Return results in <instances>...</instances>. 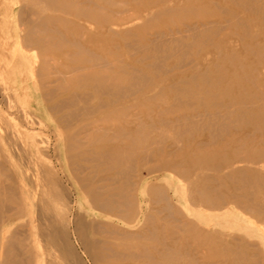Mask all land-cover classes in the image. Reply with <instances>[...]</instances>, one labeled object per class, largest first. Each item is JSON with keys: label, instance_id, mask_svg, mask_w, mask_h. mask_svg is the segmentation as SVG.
<instances>
[{"label": "rangeland", "instance_id": "rangeland-1", "mask_svg": "<svg viewBox=\"0 0 264 264\" xmlns=\"http://www.w3.org/2000/svg\"><path fill=\"white\" fill-rule=\"evenodd\" d=\"M135 1L140 2V5L138 6L140 12L136 9L137 12L128 10L126 12L115 14L113 11H111L114 5L107 7L108 10L107 8L103 10L107 15H110L114 19L117 17H122L123 15H131L132 13L138 15L137 17H133L132 20L122 22L123 24L119 26H112L114 31L116 29L119 31L112 32L110 37L100 39L99 42L95 44H90L88 48L92 54L101 58L102 60L107 59L114 63L124 60H133V58H139L141 53L131 51L130 54L127 50L128 48L126 47L125 42L131 39L135 41L139 39L141 42L143 41L146 44L148 43L146 46H149L151 40H154L159 45V49L156 52L150 53L154 54L156 56L155 60L159 61V63L162 65L165 64L167 66V64L172 65L175 62L179 63L177 67H174L171 70V73H177L187 71L196 58H202L204 62L206 61L205 63L209 64L215 61L214 63L218 65L217 67L220 68L221 66H224L221 67L222 70L228 69L235 67V65L237 66L235 61H232L234 62V65H232L233 63L230 60L228 61L229 54L232 53L238 57L248 53L246 56L248 58L246 59H248L249 62V58L252 59L249 65L250 67H255H251L253 69H249L248 67L247 69L243 67V70L240 72V74L243 76H239L244 78L247 75L245 78L248 80L252 79L253 82H250L253 84H250V86L241 87L244 89L243 91L246 92H242L241 88H239V90L243 94L249 96L253 91L255 93L258 92L256 93V100L254 102L256 106L262 102L261 99L264 98V59L261 57H264V0H255L256 2L252 0V2H255V4L251 2V7L258 6L260 8L261 6L260 10L257 8V12L256 8L254 7L253 8L255 10L252 8L254 11H250L251 7H248V4H250L249 0H245V2L243 0H235L234 2L233 0H215V3L218 2L217 5L219 8H217V6L212 3L214 0H212V2L209 0H166L164 2L161 0ZM239 1L242 4H239ZM242 1L246 4L248 3L247 5L245 4L247 9H243V11L240 10L239 12L241 15L239 12L235 13L232 11L234 12L235 18L234 16H229V11L227 8L230 10V8L233 6H244ZM154 2L155 5L152 6L150 3ZM259 2H261L260 5L258 4ZM237 3L238 5H236ZM31 4L32 3H30V0H0V188H4L5 190H3L6 192V195H0V219L9 218V220L5 222V225L0 228V234L2 235V240H0L6 244L7 239H9L11 236H14L16 239L25 242V246L27 249H29L31 254L30 256L32 264H35L33 262L35 261L34 256H41L39 259L40 261L37 264H53V262L54 264H148L142 257L119 258L117 256H110L111 254L107 248H103L104 245H102V243L95 242V244L93 242L92 252L90 244L93 238L97 240L103 237L110 239V241L107 242V246L110 248H116V245H120L119 242L122 241L128 243L131 250H135L134 248L137 247L136 243L138 244V242L140 244H144L145 246L152 244L153 237L151 238V236H153V232H158L160 229L158 230L157 228V230H154L155 228L150 227L154 224L155 226L159 224L165 226V224H168V222L171 221L164 216V211H157V208L163 204L161 201H155L153 200L154 198L152 199V197L147 198L150 188H152L150 185L162 184L165 188L166 194H168V199L172 201V204L177 208L179 213H182V215L189 218V223L193 222L198 226V229L202 231H217V236L211 240L209 238L208 243L215 242L220 244L222 241L233 242V248L240 252H243L241 249L245 247L244 243H247L246 246L248 247L246 248V251L248 250L247 253H249L248 257L250 259L243 260V262L241 261L238 264H264V249H262V241L264 240V220H259L248 214H243L242 212H234V210H227L224 212L223 208L225 206L221 209L212 210L208 208H202L197 202L194 203L192 200H189V202L187 199L177 198L180 197V193L184 191L185 188H187V183L183 181H177L176 179H173L172 176L170 177L168 169H164L163 171L157 173L150 172L149 168L155 167L159 164L156 162V160L151 159L153 158L154 153L149 157V160H143L142 157L137 156L135 160L132 161L134 162L132 163L134 165H132L134 169L130 172L128 179L135 182L136 184L133 185V188L130 187L128 190L124 189L122 195L116 196L114 192H112L113 195H108L107 198H105V200L107 199L106 204L108 205V208L106 204L104 207L100 206V203H97L100 206L99 207L97 204H94L93 206V204L89 202L88 197L92 189H96L95 191L101 192L102 189L97 187L103 184L106 186V188L112 189L114 187L111 184L108 187V185H106L107 181L105 180H98L95 176V172L91 171L92 167H90L89 162L81 159L79 156H76V152L80 148L78 145L77 148L76 146L72 147V150L71 146L75 145V143H72L73 145L68 146L71 144L70 142H72V139L67 136V133L72 131L75 126L77 127L80 122L79 120L74 119L69 121L70 124H68L65 119L63 120V118H65L63 111L57 110V105L60 104L61 100V103L65 102L64 104L68 102L67 96L70 94H75L74 96L78 102L77 105L80 107L93 103V98L90 97L89 93L90 90L87 88L86 90H83L82 88L77 87L78 80L74 79L76 75L88 72L89 70L84 69L78 73L64 72L62 73L63 75L60 73V77V74L54 73L57 72V69L67 66L68 63L65 61H62L61 63V60L58 59L54 60L51 58L52 55L49 53H39L37 50L29 51V49L26 50L24 48L23 43L20 42V40L23 38V27L25 23H27L29 21L28 19L31 17L39 18L41 16L39 15L34 17L36 13L32 15L31 12L33 10H37L38 14H51L49 10L44 8L41 9L40 7L38 9L37 4ZM223 5L227 6L226 11H224L225 6L221 8ZM166 9H174V11L161 16L162 11ZM259 12L262 14V18ZM208 13H216L220 15L221 19L216 21L217 23L220 22V25L217 23V25H214V22L212 24L211 21L205 24V27H209L208 29H204V26H202L207 33L210 29L213 30L216 28V26H218L215 32L211 30L210 33L205 36V38L203 37L202 39V37H200L203 43L199 42L201 40L196 39L199 36L195 37V40H193V38H191V40V36H189V33L186 31V22L190 18H194L195 16H203ZM113 14H115V16ZM238 14L240 15V18ZM255 17L257 20L253 19ZM239 19L240 21L241 19L243 20L240 22ZM236 21H239L240 24L243 22L242 25L243 27L244 25L246 26L244 28L246 31L245 34L247 35L242 33L245 31L242 30V25H238L239 23ZM68 22L69 24H82L86 31H90L92 33H96L98 30V28L92 23L84 22L76 18L72 19L69 17ZM244 22L247 23L245 24ZM193 25L196 26L194 23L191 24V26ZM239 29H241V32ZM125 30H129L132 33L126 35L124 33ZM237 33H239V36L241 35V37H239ZM218 35L220 36L218 37ZM247 36H252V40L251 37L249 38ZM85 37L86 35H84L81 39L85 40ZM207 37L210 38V40L212 39L211 42ZM255 39H257V43L255 42ZM261 39L263 42H260ZM217 40H219V42ZM207 41L210 42V44L213 41H217L220 47L212 48V46L207 43ZM252 44L253 47H251ZM244 47L246 49H244ZM256 47L257 49H253ZM235 49L237 50L235 51ZM234 51L236 53H234ZM251 52H253V54H251ZM257 52L261 55L257 54ZM217 54L218 56H216ZM256 54L259 57H257ZM220 55L221 57H219ZM44 56L48 57L46 58L47 60L43 58ZM124 56H127L128 58H123ZM49 57L51 61H48ZM224 57L226 61H224V59L222 60ZM255 57L256 59L258 58L257 60L260 62L255 60ZM149 60L150 58L146 61ZM42 61H46L45 64ZM253 61L257 62L253 63ZM42 63L44 65H42ZM46 65H48L47 68ZM49 67L52 68L50 69ZM256 67H259L260 69H256ZM44 68L46 69L45 71ZM250 70H252L251 72L253 75H250L252 74L250 73L249 76L251 77L249 79L248 73ZM243 73L246 75L244 76ZM255 74L258 75L254 76ZM160 75L161 78H165V76L162 74ZM254 80H257V82ZM41 81H43V86L40 85ZM232 82V79L229 80V85ZM258 83H262V86L258 85ZM82 84L86 83L82 82ZM158 92L161 94V101L155 104L148 103L145 105V107L147 105H152V107H154L153 114L162 116L165 113V116L168 117L169 115L166 113L164 108L166 102L168 104L172 103L173 97L170 96L168 90H162L161 85L154 87L150 92H148V96L155 95L156 93L158 94ZM254 92L252 94H255ZM41 94H45V96L43 97ZM86 96H88V99H85ZM257 97L261 98L259 103ZM47 98H49V100ZM50 104L55 105L51 107ZM255 104L253 105L255 106ZM127 105L128 103L123 107L120 104H114L113 108H115V110L118 112L115 114L118 119L122 121H130L127 125L128 127H137V125L140 126L141 124H147L150 122L149 117L135 114L137 113V109H145L144 107L140 106L139 108H136L133 106L132 108H129ZM245 105L250 106L249 103H245ZM16 109H19L20 111H17ZM166 109H168L167 106ZM22 112L25 114V117L22 116ZM103 114L104 113H97L95 116L91 117L90 120L95 119L93 125L90 127L92 130H95L96 127L101 126L100 119L104 116ZM80 117L81 115L77 114L76 118L79 119ZM263 119L264 115L262 117V121H264ZM84 123L85 122H82L81 124ZM60 125H63L64 128ZM251 137L253 138V136ZM254 138L257 140V142H260L263 137L261 135H257ZM66 145L67 147L65 148ZM163 149L164 150L162 151H164V153L162 154L164 156V160H162V162H165L167 159H175L173 152H170V148L166 146ZM231 149L237 152L241 151L239 148ZM254 167L257 168L258 175L261 173L264 174V162L254 165ZM224 171L225 170L219 171L209 169L205 170L203 173L205 176H210L213 179H217V182L219 181L223 183L219 176ZM140 173L142 174L141 179L138 178ZM92 174H94V176ZM104 174L108 173L104 172ZM36 175L41 176V179H44L42 181L43 187L41 186V188L35 187ZM192 179H195V176H192ZM18 185H22L23 193L21 192V194L19 193L20 187ZM231 187L236 189V191L240 190L236 188V185H232ZM84 189H87V194L85 193ZM144 192L146 195H144ZM25 193L26 195L28 194L27 196L29 198H27L30 199V204H28V200L24 202L22 200V195ZM10 196L11 198L18 199L20 203V214L16 218L11 216L15 209L11 208L12 204L7 201L8 197ZM123 197H126V200H130V203L132 204L130 206L131 208L128 207L122 211H116V204H118L120 200H123ZM112 198L115 200V202L114 200L112 202ZM186 205H188V208ZM43 207L45 209L42 211V214H40V208ZM102 207H104V209ZM196 208L198 209L196 210ZM146 215L148 217L147 220L143 218ZM49 216L51 217L50 219H54V225L49 224ZM149 216L150 218L152 217L153 220L150 219ZM154 216L159 218L158 221ZM179 219H181V216L178 218V221ZM178 221H171L170 225L173 226L177 223H180ZM148 223L151 224L149 225ZM47 225L50 227L52 226L53 229L50 235H47ZM152 229L154 230L153 232ZM120 231H122V233L117 234ZM146 234L150 236H147ZM123 235L127 237L122 238ZM135 235L140 236L137 237ZM33 236H36L38 239V242L36 243L38 248L35 247V249L32 247ZM80 236L85 237V243H82ZM243 239H245L246 242ZM248 241H250V244ZM104 243L106 242L104 241ZM97 244L99 245L98 248ZM2 250L3 248L0 249V264H7L8 261L4 262L5 252ZM97 254L98 256H96ZM195 255L198 258V264L205 263L203 258H200L201 254L195 252ZM205 264H227V262Z\"/></svg>", "mask_w": 264, "mask_h": 264}, {"label": "bare ground", "instance_id": "bare-ground-1", "mask_svg": "<svg viewBox=\"0 0 264 264\" xmlns=\"http://www.w3.org/2000/svg\"><path fill=\"white\" fill-rule=\"evenodd\" d=\"M161 1L164 2L166 0ZM209 1L212 2V0ZM234 1L235 0H233V2ZM240 1L239 4H242L240 3ZM243 1L245 2V0ZM249 1L250 4H247L248 7H251L250 5L252 0ZM255 2L252 3L255 4ZM261 2H259L258 4L260 5ZM30 3L37 4L38 9L40 7L41 9L44 8L46 10H49L51 14L42 15L40 13L38 14L37 10H33L34 12L30 11L32 15L36 13L34 17H37L39 15L41 16L39 18L31 17L30 19H28L29 21L25 23L23 27V38L20 40V42L23 43L24 48L26 50L29 49V51L37 50L39 51V53H49L52 55L51 58H53L54 60L58 59L61 60V63L62 61L68 63L67 66L57 69V72H55L54 74H62L64 72L78 73L84 69L89 70L88 72L76 75L74 79L78 80L77 87L82 88L83 90H86V88L90 90L89 93L90 97L93 98V103L80 107L79 105H77L78 102L74 96L75 94H70L69 96H67L68 102L64 104L65 102L61 103V100L60 104L57 105V110L63 111V114L65 116L63 120L65 119L68 124H70L69 121L74 119L79 120L80 122L77 127L75 126L72 129V131L68 130L69 133H67V136L72 139V142H70L71 144L68 146H71L75 143V145L71 146L72 150V147L76 146L77 148L78 145L80 148L76 152V156H79L81 157V159L89 162L90 167H92L91 171L95 172V176L98 180H105L107 181L106 185H108V187L110 186V184L114 187L112 188V190L111 188H106V186L103 184L99 187L96 186L97 188L102 189L101 192L95 191L96 189H92L88 199L89 202L93 204V206L94 204L100 203V206L105 207L107 200H105V198H107L108 195L112 194V192H114V194L117 196L122 195L124 189L128 190L130 189V187L133 188V185L136 183L128 179L130 172L134 169L132 167V163L134 162L132 161H134L137 156L142 157L143 160H149V157L154 153V156L151 159L156 160V162H158L159 164L155 167L149 168L150 172L157 173L163 171L164 169H168L170 177L172 176V178L176 179L177 181H183L187 183V188H185L184 191L180 193V197L177 198L187 199L188 201L192 200L194 203L197 202L202 208H208L212 210L221 209L225 206L223 208L224 212L227 210H234V212H242L243 214H248L259 220H264V174L261 173V175L259 173L260 175H258V170L256 167H254V165L264 162V121H262V117L264 115V98L261 99L257 97L258 103L261 100L262 102H260L259 105L256 106L254 101L256 100V93L258 92L255 93L253 91L255 94H252V92L250 96L242 93L246 91H243L244 89H242L241 87L250 86L251 82L253 81L252 79L248 80L247 78H245L247 76L245 73L243 74L244 76H246L244 78H241V76H239L242 75L240 74V72L243 70V67H248L249 69L251 67H255H250L249 63L252 59L249 58L250 62L248 61V59H246L248 58L246 57L248 54L247 52L246 55L243 54L238 57H236L237 55L235 56L232 53L229 54L228 61H235L237 66L235 65V67H231L228 69L223 68L224 70H222L221 67L224 66H221L220 68L217 67L218 65L214 63L215 61L209 64L205 63L206 61L204 62L202 58H196L187 71L171 73L172 68L177 67L179 63L175 62L172 65L167 64L166 66L165 64L162 65L161 63H159V61L155 60L156 56L154 54H151L150 52L158 51L159 45L156 41L151 40L149 46H146L148 43L146 44L143 41L141 42L139 39L136 41L131 39L125 42V45L128 48V52H138L141 53V56L139 58H133V60H124L118 63H114L107 59L102 60L101 58L95 56L91 53L88 47L90 44L99 42L100 39L110 37V34L112 32L119 31L118 29L114 31L112 26H119L123 24L122 22L132 20L133 17H137L138 15L132 13L131 15H123L122 17H117L114 19L110 15H107L103 10H105L110 5H114L111 11H113L115 14L126 12L128 10L137 12L136 9L140 12V9H138V6L140 5L139 1L30 0ZM212 3H214L217 8H219L217 5L218 2L215 3L214 0ZM150 4L154 6L155 2ZM245 4L246 3L243 4L244 6H233L232 8H230V10L227 8V10L229 11H227L228 15L234 16L235 18L234 12L236 13L240 10L243 11V9H247ZM236 5H238V3ZM224 6V11H226V5L221 6V8ZM253 7L256 8L257 12V8H259L258 6H252L250 8V11L255 10ZM252 8L254 10H252ZM173 11L174 9L163 10L161 16L172 13ZM115 14L113 15L115 16ZM69 17H71L72 19L76 18L84 22L92 23L98 28V30L96 33H92L90 31H86L83 28L82 24H69ZM219 19H221V16L216 13H208L203 16H195L194 18H190L186 22V31L189 33V36H191L190 39L193 38V40H195L194 38L199 36V39H196L201 40L199 42H202L203 37L205 38V36H207L208 33H210V31L212 30L210 29L207 33L204 30L207 28V26L205 27V24L212 21V24L214 22L215 25L217 23L216 21H219ZM253 19H256V17ZM242 20L243 19H241V21ZM239 21L236 22L241 26L243 22L240 24L241 21ZM193 23L196 24V26H191V24ZM244 23L246 24L247 22ZM202 26H204V29ZM244 27L246 26L244 25ZM244 27L242 30L245 31ZM217 28L218 26H216V28H214L212 31L215 32ZM239 30L241 32V29ZM124 33L126 35H129L132 32H130L129 30H125ZM239 33H237L238 36ZM242 33L245 34L246 31ZM84 35H86V39L82 40L81 38ZM219 36L220 35H218V37ZM200 37H202V39ZM239 37H241V35ZM250 37L252 40V36ZM208 40H210V38H208ZM255 40V42L257 43V39ZM217 41L219 42V40ZM217 41H213L211 44L207 41V43H209L212 48H219L220 45L219 43H217ZM260 42H263L262 39ZM251 47H253V44ZM246 48L244 47V49ZM253 49H257V47ZM236 50L237 49H235V51ZM235 51L234 53H236ZM251 54H253V52H251ZM257 54L260 53L257 52ZM221 55L219 57H221ZM216 56H218V54ZM261 57L264 59L263 56ZM43 58L46 59L48 57L44 56ZM123 58L128 57L124 56ZM149 58L150 60L146 61ZM223 59L224 61H226L225 57L222 58V60ZM257 59L255 57V60ZM48 61H51L50 57ZM257 61H253V63H256ZM45 62L43 63L45 64ZM43 63L42 65H44ZM232 63V65H234V62ZM48 65H46V68ZM257 68L259 67H256V69ZM45 70L46 69L44 68V71ZM251 71L252 70H250V72L248 73V76L250 73H252ZM255 72L257 73L256 70ZM159 73L165 76V78H161V75ZM250 75H253V73ZM257 75L255 74L254 76ZM250 77L251 76H249V79ZM231 79L233 81L232 83L234 84L230 83L229 85L228 81ZM254 81L257 82V80ZM42 82L43 81L40 82V85H42ZM82 82H85L86 84H82ZM158 85H161L162 90H168L170 96L173 97L172 103H170L172 105L168 104L167 102L165 104L164 110L169 115L168 117L165 116V113L162 116L153 114L154 107H152V105H147L145 107V105L148 103L155 104L161 101L160 92H158V94L156 93L155 95L148 96V92H150L154 87ZM258 85L262 86V83H258ZM239 88L242 89V92L239 90ZM44 96L45 94L43 95V97ZM47 99L49 100V98ZM85 99H88V96H86ZM127 103V107L129 108H132L133 106L136 108H139L140 106L144 107L145 109H137V113L135 114L149 117L150 122L147 124H141L140 126L137 125V127H128L127 125L130 121H122L118 119L115 115L118 112L115 110V108H113V105L120 104L124 107ZM245 103H249L250 106H246ZM55 104H50V106L52 107ZM253 104H255V106ZM166 106L168 109H166ZM16 110L20 111L19 109ZM97 113H104V116L100 119L101 126L96 127L95 130H92L90 127L93 125L95 119H90ZM77 114L81 115L79 119L76 118ZM22 116L25 117V114L23 112ZM82 122L85 123L81 124ZM61 127H63V125ZM257 135H261L263 137L260 142H257V140L254 138ZM251 136H253V138ZM81 138L83 141L81 140ZM166 146L170 148V152H173V156H175V159H167L165 160V162H162V160H164V156L162 154L164 153V151L162 150H164L163 148ZM66 147L67 145L65 146V148ZM231 148H239L241 151L237 152L232 150ZM209 169L219 171L225 170L219 176L223 183L219 181L217 182V179H213L210 176H205L203 172ZM104 172L108 174H104ZM92 175L94 176V174ZM192 176H195V179H192ZM138 178H142L141 173L138 175ZM43 180L44 179H41V176L36 175L35 187H43ZM232 185H236V188L240 190L236 191V189L231 187ZM150 186H152V188H150V192L147 198L152 197V199L154 198L153 200L161 201L163 203L161 206H159V208H157V211H164V216L172 222L178 221V218L181 216V219H179L178 221L181 224L177 223L171 226V221L168 222V224H165V226H162L161 224L155 226L154 224L150 228L153 227L155 228L154 230H157V228L158 230H160L156 232L152 229V232H155H153V236H151V238L153 237L152 244H150L149 246H145L144 244H140L138 242V244L136 243L137 247L134 248L135 250H131L129 244L123 241L119 242L120 245H116V248H110L109 246H107V242L110 241V239H107V237H103L97 240L93 238L90 244L91 251L93 242L102 243V245H104L103 248H107V250L111 254H109L110 256H117L119 258L142 257L148 264H198V258L195 255V252L201 254L200 258H203V261H205V263L227 262V264H238L241 261L243 262V260L250 259L248 257L249 253H247L248 250L246 251V248L248 247L246 246L247 243H244L245 247L241 246L243 247V249H241L243 250V252L235 250L233 248V242L222 241V243L220 244L215 242L208 243L209 238L211 240L212 238H215L217 236V231H202L198 229V226L193 222L189 223V218L182 215V213H179L177 208L172 204V201L168 199V194H166L165 188L162 184H152ZM19 187V193L21 194V192L23 193L22 185H20ZM3 189L0 188V195H6V192L4 191L5 189ZM84 190L86 193L87 189ZM27 195L26 193L22 195V200L23 202L28 200V204H30V199H28L29 197ZM144 195H146L145 192ZM123 198V200H120V202L116 204V211H122L132 205L130 203V200H126V197ZM113 200L114 199L112 198V202ZM7 201L12 204L11 208L15 209L11 216L13 218L18 217L20 214L19 200L16 198H11L10 196L8 197ZM98 204L97 206H99ZM186 206L188 208V205ZM104 207L102 208L104 209ZM44 209V207L40 208L39 213L42 214V211H44ZM197 209L198 208H196V210ZM154 217L158 221L159 218L156 216ZM50 218V216L49 219L47 217L48 222H50L49 224L54 225V219L52 220ZM143 218L147 220L148 217L146 215ZM150 219L153 220L152 217ZM8 220L9 218H1L0 228L3 227V225H5V222H7ZM48 226L49 225L46 226V228H48L47 235H50L53 229L52 226ZM43 227L45 228L44 225ZM121 233L122 231L118 232L117 234ZM146 235L150 236L148 234ZM135 236L138 237L140 235ZM126 237L127 236L123 235L122 238ZM0 239L2 240L1 234ZM80 239L82 240V243L86 242L84 236H80ZM1 240L0 249L3 248L5 252L4 262L8 261L7 264H32L30 256L31 254L29 249L26 248L25 242L16 239L14 236H11L9 239H7L6 244ZM32 240V247H34V249L35 247L38 248V246L36 245V243L38 242L37 237L33 236ZM104 241L106 243H104ZM248 242L250 244V241ZM262 242V249H264V240ZM98 247L99 245L97 244V248ZM96 256H98V254ZM40 257L41 256H34L35 261L33 262L37 264L40 261Z\"/></svg>", "mask_w": 264, "mask_h": 264}]
</instances>
